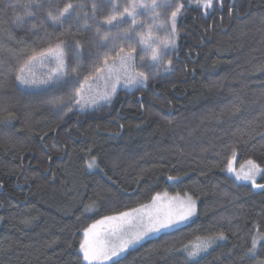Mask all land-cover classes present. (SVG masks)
<instances>
[{
	"label": "trees",
	"instance_id": "1",
	"mask_svg": "<svg viewBox=\"0 0 264 264\" xmlns=\"http://www.w3.org/2000/svg\"><path fill=\"white\" fill-rule=\"evenodd\" d=\"M45 1L47 12L74 4L84 5L89 16L94 2ZM171 1L170 8L183 9L171 69L164 72L166 60L146 69L134 36L96 49L89 47L94 30L79 28L83 17L63 27L41 20L37 31L28 22L17 28L14 0H0V264H84L81 233L89 224L165 191L194 197L196 216L130 247L118 264L264 259V240L255 257L248 255L253 238L264 235V189L238 183L225 171L234 153L238 162L262 168L255 182L264 184V0H214L207 14L197 3ZM109 15L110 5L96 19ZM77 40L85 45L79 62L75 49L65 50L70 76L78 63L79 76H91L105 55L112 62L121 48L135 50L129 68L148 79L128 93L132 98L118 114L74 118V112L62 119L50 102L76 84L73 77L56 90L28 94L18 88L17 72L29 56ZM220 234L224 239L203 256L187 258L191 243Z\"/></svg>",
	"mask_w": 264,
	"mask_h": 264
},
{
	"label": "rangeland",
	"instance_id": "2",
	"mask_svg": "<svg viewBox=\"0 0 264 264\" xmlns=\"http://www.w3.org/2000/svg\"><path fill=\"white\" fill-rule=\"evenodd\" d=\"M100 1V0H98ZM191 1V2H190ZM192 1L195 0H188L186 2L187 6L190 4H195L196 2L192 3ZM47 1L43 0V3L45 4ZM141 3H147L151 4L154 2V0H140ZM155 2L158 4V6L153 11H146L143 8L139 9V14L136 16V20L139 22L138 26L136 27L135 33L132 34L137 41H141V37H143L144 42H140V50L144 52V58H142V61L148 62L146 69H151L150 65L154 64L157 65L161 60H166L167 62L171 60L173 57L174 51L177 47V35L175 36V44L173 46H170L168 48H162L161 42H167L170 38V32H171V13L175 11L174 8H170L173 4L171 0H155ZM14 16L13 20H15L16 16H24L25 12H32L34 15L28 16L26 18V22H28L33 30V25L37 26L38 22L40 23L41 20H45V15L47 14V11L50 9L45 6L44 8L37 9L35 5L33 4L31 7L26 8L25 5L28 4V0H14ZM50 3V2H49ZM118 3L120 4V11H123L124 7L127 6L129 3V0H118ZM84 7L80 9L81 11V17H83V13L85 12ZM56 14V13H55ZM113 14H119V13H112ZM154 14H158V18L153 20ZM76 19L75 16L71 17V19ZM128 21V23L131 22V20L128 17L124 18ZM25 22V23H26ZM90 23V21H89ZM43 24V23H42ZM15 27L17 26L14 23ZM154 25H159L160 27H155ZM22 26V25H21ZM168 27V28H167ZM127 28V23H122L120 25V30ZM91 30H94L95 28L92 27ZM107 30V29H105ZM112 32H116L117 29L113 27L111 29ZM160 35V36H159ZM136 39H132L131 42L135 43L137 42ZM159 42V43H158ZM153 49H160L161 54L159 55L157 60H152V52ZM163 52V53H162ZM113 62V61H112ZM112 62H109V64H112ZM66 63V61H65ZM141 63V61H140ZM139 63V64H140ZM55 67V64L45 60L43 63L40 60H36L33 64L30 66H26L24 69V75H26L29 79L35 78L37 81L45 80L49 73L52 71V69ZM117 67L119 68V64H117ZM162 68V67H161ZM163 71L166 72L169 68L168 64L163 65ZM67 72V68H66ZM127 73L135 74L133 71H131L130 68L127 69V72L121 71V76L127 75ZM114 75V74H112ZM76 77L72 74V76L68 75L65 77L66 80H70L71 78ZM85 76H78L76 78V84L75 85H68V88L60 94L58 97H55L53 102H50L51 106L53 107L54 111H56L62 119H65L69 116H73L74 118L78 117L81 113H89V114H96L101 113L109 110V107L112 106V103L114 102V99L116 97V94L119 93L121 96L133 92L134 90L143 89L145 83L139 84V85H133L131 87L125 86L123 82L117 84L116 91L114 93L111 92V86L113 83V79L110 78V73L107 71H104L99 78L96 77L95 74L91 75L92 79L85 80ZM18 88L23 91L24 93L28 94H35V93H41L48 90H51L49 85L47 84H41L36 83L34 85H24L21 84L19 81L16 80ZM81 84H83V88L81 89V95H76V89H79L81 87ZM109 95L110 99H105V95ZM141 97L140 94L138 98ZM63 99L62 103H57L60 99ZM71 98V99H70ZM79 101V103H77ZM244 111H246L248 108L244 104L241 107ZM231 161V167L233 171H228L229 162ZM251 160H247L244 162H238L236 155L233 153L228 160L226 161V173L232 177L236 182L238 183H245V184H252L251 180H245L243 177L248 174L251 169L252 165L248 162ZM253 162V161H252ZM254 163V162H253ZM255 164V163H254ZM257 165V164H255ZM258 166V165H257ZM259 167V166H258ZM260 171L256 174L255 180L259 178V176L262 173V168L259 167ZM240 177L239 179L237 177ZM154 197H156L155 200H152L144 204L142 206L133 208L138 211H136L133 214V218H130V227L133 222V228L130 231V228L126 226L125 224V231L120 232L117 234V236L110 235V230L114 227H118L121 223V221H114L109 224H97V221L102 220L104 217L92 222L89 224L81 233V242H84L85 240H88L89 242L96 243V244H108L111 245H118L120 243V240H115L116 238H120L121 236H124L126 233H129V236L135 232L142 231L144 226L149 222V218H151V221L156 220H164L168 217L169 214H171L173 217L182 214L184 211H186L189 207V202L194 201V208L195 210L192 212L190 216H188L185 220L176 223L170 228L161 229L158 232H152L149 233L144 239L140 240L143 241L149 237L157 236L160 233L170 231L173 229H176L178 227H181L188 222H190L195 216L197 212V201L194 197H192L189 194H177V193H170V192H161L159 194H156ZM133 209L126 210L124 212H131ZM122 213V212H121ZM120 214V213H119ZM117 214H111L107 215L105 217H110ZM140 218H143L144 224H141ZM95 225V228L92 226ZM102 225V228H99V226ZM85 230H89L88 236H85ZM128 236V235H127ZM115 238V239H114ZM113 242H111V240ZM207 239H198L191 243L186 249V255L188 251H192L196 249L197 247H201L207 240ZM223 239H216L214 243H212L206 250L200 251L197 256L195 257H187L189 260H197L201 256H203L205 253H207L214 244L217 242L222 241ZM139 241V242H140ZM260 240L258 241V243ZM113 243V244H112ZM258 243L255 252H249V257H255L256 252L258 249ZM135 245V244H134ZM133 246V245H132ZM252 247V246H251ZM127 249H125L126 251ZM80 253L82 255V260L84 264H88L87 261H84L83 259V253L80 250ZM188 256V255H187ZM116 258H113L115 260ZM264 262L263 260L257 259L254 261L253 264H262ZM96 264H100V262H96ZM103 264H108V262H103Z\"/></svg>",
	"mask_w": 264,
	"mask_h": 264
},
{
	"label": "snow or ice",
	"instance_id": "3",
	"mask_svg": "<svg viewBox=\"0 0 264 264\" xmlns=\"http://www.w3.org/2000/svg\"><path fill=\"white\" fill-rule=\"evenodd\" d=\"M195 2L201 6L205 14H207V11L213 6L214 0H195ZM222 3V0H221ZM35 5L37 9L43 8L44 3L43 0H28V4L25 5L26 8L31 7L32 5ZM111 6V12L112 13H119L109 15L106 19L99 21L96 19L97 11L102 7ZM158 6V4L155 2L151 4L147 3H141L140 0H129V3L126 7H124L123 11H120V4L118 3V0H100V3H96L95 0L91 5V16L87 12L83 13V24L79 25V28L84 31L90 30L93 25H95V33L92 38V40L89 43V47H95L96 49L106 47L109 44H111L113 47H115V42L117 40H123V39H130L133 38L132 34L135 33L136 27L138 26L139 22L136 20V16L139 14L138 10L143 8L146 11H153ZM85 7L84 5H74V4H68L66 5L61 11H59L57 14H53L51 11L47 12L46 18L42 23L50 22L53 26L60 25L63 27L66 20L69 18L75 16L77 20L81 18V11ZM183 5H180L176 8L175 11L171 13V32H170V38L167 42H161L162 48H168L170 46H173L175 44V36H176V21L179 15L182 14ZM34 13L32 12H25L24 16H16L15 20L13 21L17 26H21L26 22V18L28 16H32ZM128 17L131 22L128 23L127 20L124 18ZM158 18V14H154L153 20ZM89 20H91V23H89ZM122 23H127V28L120 30V25ZM155 27H160L159 25H154ZM115 27L117 29L116 32H112L111 29ZM107 29V30H105ZM33 31H37L36 26L33 25ZM141 43L144 42L143 37H141ZM85 47L84 44L81 43V41L77 40L74 44L68 43L67 41H61L53 46H50L47 49L41 50L40 52H34L33 55L28 57V60L24 62V65H22L17 72L16 80L19 81L21 84L24 85H34L36 83L41 84H47L50 86V88L56 90L59 88H63L66 86L67 83L70 81L66 80L65 77L67 76L66 68L67 65L65 63L66 61V49L67 50H73L75 49V57L77 61L79 62L81 59L82 49ZM111 51V49H110ZM134 49H130L127 52L123 48L119 50V52L116 53V56L113 58L112 64H109V57L107 55L104 56L102 67H97L95 69V75L97 78L104 72L107 71L110 73V78L113 79V83L111 86V92L114 93L116 91L117 84L123 82L125 86L131 87L133 85H139L142 83H145L148 79L147 75L144 72H138L135 74L127 73L125 76H121V71L127 72V69L132 65L133 63V53ZM161 54L160 49H153L152 52V60H157L159 55ZM96 62H99L98 59V53ZM36 60H40L42 63L45 60H48L55 64V67L52 69V71L49 73L48 77L45 80L37 81L35 78L29 79L26 75H24V69L26 66H30L33 64ZM117 64H119V68L117 67ZM169 68L171 66V62L169 61ZM78 67L73 69V72L76 73V77L78 78L79 72ZM114 74V75H112ZM85 80L92 79L91 76H85ZM83 84H81V87L79 89H76V95H81V89L83 88ZM105 99H110L109 95H105L103 97ZM71 99V98H70ZM63 99L61 98L57 103H62ZM79 103V101H77ZM96 163V158L94 157L92 162L89 164V167H92ZM252 165L251 171L246 174L243 178L245 180H251L252 186L254 188H264V184H256L255 182V176L260 171L259 167L255 165L252 161L248 162ZM228 171H233L231 167V161L229 162ZM240 178L239 176L237 177ZM169 179H174L173 177H169ZM156 197H153V200H155ZM194 201L189 202V207L186 211H184L182 214H179L175 217H173L171 214L168 215V217L164 220H156L151 221V218H149V222L144 226L142 231L135 232L128 236L127 238L120 239V243L118 245H111L108 244H96L89 242L88 240H85L80 245V250L83 253V259L84 261H87L88 264H96V262H100V264H103V262H113V258H117L115 261V264H118V259L120 255L127 249L129 246L134 245L138 243L140 240L144 239L149 233L152 232H158L161 229L170 228L176 223H179L183 220H185L188 216L192 214V212L195 210L194 208ZM138 211L136 209H133L131 212H122L119 214V216H112V217H104L103 220L97 221V224L104 223L105 221H121L120 225L118 227H114L110 230V235L117 236L118 233L125 231V224L131 222L130 218H133V214ZM141 224H144L143 218H140L139 221ZM95 228V225L92 226ZM89 230H85V236H88ZM216 239H224L223 234H220L218 237L209 238L201 247H197L196 249L192 251H188L187 255L188 257H195L198 255L200 251L206 250L212 243L215 242ZM259 240H264V235H258L253 238L252 241V247L249 249V252H255L257 243ZM187 250V249H185ZM264 264V262H262Z\"/></svg>",
	"mask_w": 264,
	"mask_h": 264
},
{
	"label": "flooded vegetation",
	"instance_id": "4",
	"mask_svg": "<svg viewBox=\"0 0 264 264\" xmlns=\"http://www.w3.org/2000/svg\"><path fill=\"white\" fill-rule=\"evenodd\" d=\"M131 98L132 96L128 94H125L123 96H121V94H118L116 100L112 103V106L109 107L108 114L115 111V109L117 111L116 113L118 114L121 107L126 105L130 101ZM137 101L139 102L140 105L142 104V99L141 100L137 99Z\"/></svg>",
	"mask_w": 264,
	"mask_h": 264
},
{
	"label": "crops",
	"instance_id": "5",
	"mask_svg": "<svg viewBox=\"0 0 264 264\" xmlns=\"http://www.w3.org/2000/svg\"><path fill=\"white\" fill-rule=\"evenodd\" d=\"M113 216H119V214H117V215H113ZM110 217H112V216H110ZM103 220V219H102ZM101 221V220H100ZM116 221H119V220H116ZM112 222H114V221H105L104 223H106V224H109V223H112ZM104 223H101V224H104ZM126 226H128L129 228H130V231L132 230V228H133V222H132V224H131V227H130V222L126 225ZM103 226L102 225H100L99 226V228H102ZM130 231H129V233H130ZM129 233H126L124 236H121L120 238H114L115 240H120V239H124V238H127L128 236H129ZM128 235V236H127ZM114 239H112L111 240V242H113V240ZM141 242V241H140ZM139 243V242H138ZM138 243H136V244H138ZM113 244V243H112ZM135 244V245H136ZM134 246V245H133ZM130 247H132V245L131 246H129L127 249H129ZM125 252V251H124Z\"/></svg>",
	"mask_w": 264,
	"mask_h": 264
},
{
	"label": "water",
	"instance_id": "6",
	"mask_svg": "<svg viewBox=\"0 0 264 264\" xmlns=\"http://www.w3.org/2000/svg\"><path fill=\"white\" fill-rule=\"evenodd\" d=\"M143 97H139V100H141ZM259 190H263L264 188H258Z\"/></svg>",
	"mask_w": 264,
	"mask_h": 264
},
{
	"label": "bare ground",
	"instance_id": "7",
	"mask_svg": "<svg viewBox=\"0 0 264 264\" xmlns=\"http://www.w3.org/2000/svg\"><path fill=\"white\" fill-rule=\"evenodd\" d=\"M168 28V27H167ZM160 36V35H159ZM159 43V42H158ZM163 53V52H162ZM138 100H139V98H138Z\"/></svg>",
	"mask_w": 264,
	"mask_h": 264
}]
</instances>
